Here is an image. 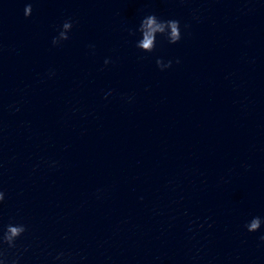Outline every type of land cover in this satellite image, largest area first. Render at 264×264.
Masks as SVG:
<instances>
[{"label": "clouds", "instance_id": "1", "mask_svg": "<svg viewBox=\"0 0 264 264\" xmlns=\"http://www.w3.org/2000/svg\"><path fill=\"white\" fill-rule=\"evenodd\" d=\"M32 14V6L28 4L24 8V16L29 17ZM73 23L71 20H66L61 26L58 35L53 37V46H58L62 41L69 39L68 33L71 31ZM188 25H185L187 28ZM141 34V39L136 42V47L143 52L151 53L154 51L157 43V37L161 36L167 39L169 44H176L182 38L180 21L175 19H161L156 14L146 15L140 22L138 29L136 30ZM130 35H135V32L129 33ZM179 63V60L176 61ZM105 65L110 63L108 59L104 61ZM157 67L161 70L171 67L172 61L169 60L166 64L161 60H156ZM54 75V73H50ZM19 109H17L18 111ZM5 201V193L0 190V205ZM262 223L261 217L255 216L249 222H247L244 227L249 233H254L260 230ZM211 226V225H209ZM27 231V228L22 223H9L3 230H0V264H18V258L9 259L6 255L7 249H15L17 247L16 241ZM261 242H264V235H261ZM64 254L61 253L57 259H59Z\"/></svg>", "mask_w": 264, "mask_h": 264}]
</instances>
